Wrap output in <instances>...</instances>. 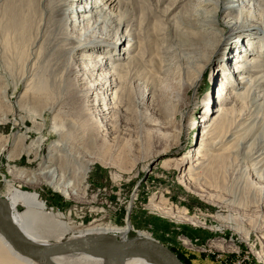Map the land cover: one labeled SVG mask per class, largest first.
Segmentation results:
<instances>
[{"label": "rangeland", "instance_id": "1", "mask_svg": "<svg viewBox=\"0 0 264 264\" xmlns=\"http://www.w3.org/2000/svg\"><path fill=\"white\" fill-rule=\"evenodd\" d=\"M86 1L76 3L74 8H90L96 2ZM14 3L17 0H0V199L12 197L16 190L36 193L49 212L61 214L77 232L123 228L130 223L135 229L118 235V242H157L182 264H264L260 259L264 253V149L255 162L245 154L258 137L264 139V111L254 118L262 122L251 142L240 147L233 142L235 137L229 138L233 147L215 153V162L223 157L225 161L207 168L202 179L185 181L184 172L172 162L186 154L195 161L205 106L215 96L217 103L210 102V114L220 106L223 74L227 67L232 69L237 64L239 54L250 46L248 41L243 44V40H236L234 61L228 66L222 63L214 70L206 67L202 82L190 89L200 74L182 65L175 54L160 51V44L166 42L160 36L162 41L154 43L163 25L158 18L149 30L156 33L154 41L148 49L137 52L146 60L148 86L150 77L158 79L155 96L142 97L143 88L136 86L128 99L127 93L121 96L115 92L124 86L122 83L115 84L106 96L104 89L96 86L98 102H88L82 93L91 84L81 78L77 86L70 75H63L59 62H66V58H60L54 50L48 52L47 47L43 50L44 39L37 40L39 33L29 30L31 33L27 31L20 38L6 32L5 15ZM94 12L98 16L99 12ZM40 16L43 17L41 13ZM43 29L44 26L38 30ZM241 45L244 49L238 51ZM260 52L259 59L263 60L264 53ZM84 54L87 53L75 55L78 69L90 65L83 63ZM37 57L41 64L33 68ZM52 70L55 75L48 79ZM25 76L28 77L23 80ZM95 80L94 77L89 81ZM224 85L228 83L225 81ZM248 88L250 84L240 93ZM238 92L230 86L228 94ZM106 103L112 110L100 123L93 110H100ZM236 104L235 114L229 115L231 121L238 119L242 110L246 115L255 110L248 109L246 101ZM53 119L60 126L63 139L61 132L59 136L51 132ZM53 149L63 157V165H74L77 176L84 172L85 165L92 164L82 183L76 184L79 190L74 187L72 171L64 181L70 194H77V202L58 193L49 184V175H43ZM14 169L35 176L37 184L32 187L25 184V179L14 180L9 175ZM157 205L164 211H154L153 206ZM15 208L17 214L26 211L22 203ZM69 238L71 235L65 234L62 241Z\"/></svg>", "mask_w": 264, "mask_h": 264}, {"label": "bare ground", "instance_id": "2", "mask_svg": "<svg viewBox=\"0 0 264 264\" xmlns=\"http://www.w3.org/2000/svg\"><path fill=\"white\" fill-rule=\"evenodd\" d=\"M87 1L92 4V0ZM78 2L84 3V0H17L5 15L8 19L6 32L14 33L20 38L25 36L27 31L39 33L37 40L44 39L43 50L47 47L48 52L54 50L60 58H66V62H59L63 75H70L77 86L78 81H82L81 78L88 82L86 84H91L82 93L88 102L90 99L98 102L96 86L104 89L103 94L106 96L115 84L122 83L124 86H120L115 92L118 91L121 96L127 93L125 96L128 99L136 86H139L138 89L143 88L142 97L155 96L158 92V79L155 76L150 77L151 86H148L144 71L146 60L142 54L137 53L148 49L151 40L155 39L154 43L157 44L165 41L166 44H160L162 53L172 56L175 54L182 65L199 72L200 76L190 89L202 82L201 75L206 67L214 70L222 63L228 66L234 61L233 52L238 44L236 40H243V44L248 41V49H244L242 45L238 48V51L243 48L245 52L239 54L237 64L231 66L233 70L227 67L223 74L228 85H224L225 81L220 82L224 88L218 96L222 101L220 106L215 113L210 114L211 103H217L216 96L205 106L204 127L198 137L199 140L201 138V144L195 161H190V156L186 154L172 162L178 171L184 172L182 179L185 181L200 180L207 168L216 166L221 160L225 161L226 158L223 157L215 162V153L224 152L232 146L229 138L235 137L233 142L239 143L240 147L251 142L262 122L261 119L254 118L264 111V59H259L260 51L264 53V0H96L90 8L85 5L74 8ZM95 10L99 12L98 16ZM157 19L163 24L159 32L157 31L158 34L154 30L149 32L151 24ZM43 26L44 29L39 32L38 29ZM33 27L36 29H32ZM154 33L157 36L152 39ZM169 36L171 40H168ZM78 52L87 53L82 55L83 63L90 64L87 69L75 67L78 64V59L75 58ZM135 53L137 54L133 55ZM93 58L95 62L91 64ZM30 60L31 58L28 62ZM39 64L41 61L37 57L33 68ZM54 75L52 70L47 77L51 79ZM94 77L96 80L92 84L89 80ZM248 84L251 88L240 93ZM103 86L106 87L102 88ZM230 86L239 92L231 93L230 96ZM238 101H246L248 109L255 108L253 111L256 113L250 110V114L246 115L242 110L238 119L231 121L229 115L235 114ZM233 102V108L227 109ZM110 109L112 110L106 103L100 110L98 107L93 110L100 123L111 113ZM51 111H54L53 106ZM51 132L58 136L61 132L63 139V132L56 119L52 121ZM59 144L55 146L58 147ZM263 149L264 139L258 137L252 146L245 149L247 159L255 162L261 158L262 155L258 156ZM56 150L50 152L49 167L44 168L43 175H49V184L58 193L77 202V194H70L64 181H67V175L72 171L74 187L79 190L76 184L82 183L89 171L88 167L92 164L89 162L85 165L84 172L77 176L74 165H63V157L59 156ZM9 172L14 180L25 179V184L32 187L37 184L33 175L28 176L25 172L15 169ZM19 203L26 208L22 214L16 213L15 207ZM153 210L159 213L164 211L158 205L153 206ZM0 211L14 229L32 245L59 252L51 258L52 264H114L112 254L104 250L105 245L118 242V235L124 236L135 229L127 223L123 228L104 227L77 232L68 226L61 214L49 212L36 193L19 190L14 191L10 198L0 199ZM65 234H70L71 238L62 241ZM260 259L264 262V253ZM0 264L42 263L21 256L0 235ZM124 264L159 263L147 255L137 254L128 257Z\"/></svg>", "mask_w": 264, "mask_h": 264}, {"label": "water", "instance_id": "3", "mask_svg": "<svg viewBox=\"0 0 264 264\" xmlns=\"http://www.w3.org/2000/svg\"><path fill=\"white\" fill-rule=\"evenodd\" d=\"M0 235L15 252L42 264H52L51 258L59 254L57 250L44 249L32 245L14 229L1 211ZM104 250L112 254L114 264H124L128 257L137 254L147 255L159 264H182L169 249L148 240L140 239L133 242L110 243L105 245Z\"/></svg>", "mask_w": 264, "mask_h": 264}]
</instances>
